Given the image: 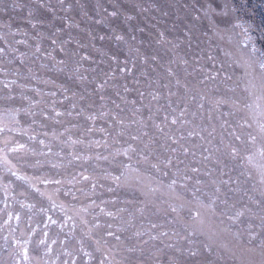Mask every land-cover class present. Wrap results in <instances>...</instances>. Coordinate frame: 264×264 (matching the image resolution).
<instances>
[{
  "label": "rangeland",
  "instance_id": "1",
  "mask_svg": "<svg viewBox=\"0 0 264 264\" xmlns=\"http://www.w3.org/2000/svg\"><path fill=\"white\" fill-rule=\"evenodd\" d=\"M69 5L64 0L62 11L59 0H0V47L9 53L0 58V264H96L102 255L108 264H156V257L164 264L175 252L164 245L186 251L190 240L184 237L192 229L197 241L191 246L199 247L200 255L196 261L177 256L176 264H264L259 130L264 117L257 107L264 100L258 88L247 96L235 88L264 52L258 42L264 40V0H71ZM98 5L109 12L118 5L134 19L96 23ZM69 15L79 46L67 43ZM53 38L65 42V51L60 43L51 44ZM85 55L91 60L82 59ZM125 64L129 71L117 70ZM237 97L251 109H232L230 101ZM113 100L125 109L119 113L123 129L114 122ZM181 107L187 108L188 122L170 123ZM69 111L71 116L64 115ZM165 115V135H183L180 145L189 150L173 154L174 161L176 156L183 161L179 170L157 165L156 157L163 162L169 148L180 147L164 142L157 131ZM152 137L160 141L152 159L120 154L129 144L138 149L153 143ZM97 140L105 147L96 146ZM97 153L108 159H96ZM237 212L238 219H228ZM109 226L119 241L107 235ZM149 234L159 239L144 244Z\"/></svg>",
  "mask_w": 264,
  "mask_h": 264
},
{
  "label": "snow or ice",
  "instance_id": "2",
  "mask_svg": "<svg viewBox=\"0 0 264 264\" xmlns=\"http://www.w3.org/2000/svg\"><path fill=\"white\" fill-rule=\"evenodd\" d=\"M60 2V6H61V10L63 11L64 8H63V5H64V0H59ZM42 7H44L45 10L48 9V5L46 3H44L43 5H41ZM71 7V0H70V5ZM40 6H38L39 8ZM98 7L100 8V12L97 13L98 16L101 17L100 20H95L94 21L96 23H103L105 20H109V19H117V18H120L121 16L124 17V20L126 22H130L131 20L134 19V16L129 14V15H125V13L123 11H121L120 7L117 5L113 8V10L111 12L108 11V9L106 8H103L102 5H98ZM195 7V6H193ZM80 11L83 13L84 17L85 18H88L89 17V14L87 11H84V6L83 5H80ZM197 13H199V9L196 10ZM64 24H65V27L68 29V39H67V43L68 44H72L73 46H79V41H77L75 39V37L72 36L71 34V29L73 28L74 26V19L71 15H69L67 17V19L64 21ZM64 29H56L55 31L56 32H62ZM140 31H143V29H139ZM113 33H115V29H112ZM136 31V29L133 30V33ZM25 35H27L25 33ZM55 35V33H54ZM89 35L91 36L92 39H96V37L94 35H92L91 33H89ZM37 38L39 39V34L37 36ZM114 38L117 40V41H122L124 40V37L121 36V35H114ZM100 40H104L105 39V36H100L99 37ZM136 39L135 35H131L129 36V40L134 42ZM260 44H261V48H264V40H260L258 41ZM19 43H25V41H20ZM57 43H60L61 44V48H60V51H65V48H64V41H58L57 39L53 38L51 39V44L52 45H56ZM9 47L11 48V46L9 45ZM131 47H129V51H131ZM13 51H15V49H13ZM41 49L39 47L36 48V52H40ZM259 51V50H257ZM9 55L8 52L5 51V49L3 47H0V58L4 57V56H7ZM21 56L23 57L24 54L21 53ZM82 59H88V60H91V57L85 55L84 57H82ZM112 60L116 61L117 64L119 63L118 61V58L116 55H113L111 57ZM77 64H79V61H77ZM117 70L119 71H122V72H127L129 71V69L127 68V64H125V66L123 68H117ZM102 71V69H101ZM114 74V73H113ZM258 74V75H257ZM110 75L109 72H105L104 73V76L105 77H108ZM211 78V77H209ZM81 79H83V77L81 76ZM227 79L229 81L232 80V77L229 76L227 77ZM257 79L259 80V84L257 85L256 81ZM108 83V80L105 79L103 80L99 87L100 88H103L105 86V84ZM242 83H243V87H242ZM5 87H7V85H5ZM166 87V85H165ZM177 87L179 88V80H177ZM185 87H187V85H185ZM235 88L236 89H239L240 92L242 94H244L245 96H247L250 92L254 93V91L258 88L259 90V93H260V99L261 100H264V52H262L258 57H257V61H255L253 63V65H249L247 68H245V71H244V77L242 78V80H237L235 81ZM125 92L127 91V87H125ZM139 95L141 97H143L145 95V93L143 92H140ZM171 91L169 90V93H168V96L166 99H168L169 103L166 105V107L168 108H171L172 107V103L171 102ZM117 96L119 97V93H117ZM83 99V98H81ZM100 99L103 101L104 100V97L101 96ZM153 99H155V95H153ZM192 99L193 101L196 100V95L193 94L192 96ZM206 99V97H205ZM238 101V102H237ZM111 103L113 105H115V107L118 109V112H117V115L116 117L114 118V122L118 121L119 122V126L121 127V129L124 128V120L122 117H120L119 113L120 112H123L125 111V109H122L120 108L119 105H116L115 104V101H111ZM217 103H220L219 101ZM231 103V107L232 109H237L239 111H243V109L247 108V109H251V105L247 104V102L243 99H240L239 97L236 98V100H233V101H230ZM201 107H203V104H201ZM257 107H259L261 109V115L262 117H264V105H257ZM30 111V109H29ZM187 111V108L186 107H181L180 108V117L178 118H174L172 121H170V123L172 124H176V123H180V122H184V123H187L188 121H186L184 119V116H185V113ZM33 116L36 115V113H31ZM41 115H44L45 113L42 111L40 113ZM79 114V113H78ZM198 114V113H197ZM230 115H232V111L230 110ZM57 116H60L61 114L60 113H56ZM64 115H67V116H71L72 115V112L69 111V112H66L64 113ZM89 119H93L92 116H89ZM164 122H169L168 121V116L165 115L164 118H163V121L161 123V125H156V128H157V131L160 133V137L162 138V140L164 142H167L169 140L172 141V143L174 145H180V140L183 138V135H181V137H176L175 134H172V135H165V128L163 126ZM133 123H137L135 120H133ZM248 127H251V125L249 124ZM259 130L261 133H264V122H260L259 123ZM0 131H2V129H0ZM87 132H91L92 129L91 128H88L86 129ZM107 131V130H105ZM108 136H111V132H108L107 133ZM194 133L193 132H189L188 135L189 136H192ZM145 137L148 135V133H144L143 134ZM130 138L132 140H140L141 139V136L139 134H137L136 136H131L130 134ZM253 140L255 139V137H251ZM153 143H150V144H147V145H144L142 148H138V149H134L132 147L131 144H129V146L127 148H122L120 151V154H123L124 156H126L128 158V160H131L133 158L134 155H137L139 153V155H143L144 159L145 160H150L153 158L152 156V149L156 146V143L160 142L157 137H152L151 138ZM237 140L240 139L239 136L236 137ZM80 141H72V143H79ZM41 144L44 143V141H40ZM96 146H99L101 148L105 147V144L106 142L104 141H101V140H97L94 142ZM5 147H7V144H5ZM21 147H23L21 145ZM89 149H91L93 147V144L92 143H89L88 145ZM15 149H13L14 151ZM4 149L3 148H0V152H3ZM178 151H183L185 155H187L189 153V150L184 148L183 145H180L179 148H175V147H171L169 148V155L165 158V160L163 162L159 161V158L156 157L157 159V165L158 166H162V168H166V167H169V166H175L177 168V170H179V164H182L183 161L179 160V156H176V160L174 161L172 156L173 154L177 153ZM131 153V155H130ZM109 155H111V153H109ZM77 160H79L81 157L80 156H76L75 157ZM91 157H89L90 159ZM6 159V157H5ZM96 159L100 160V159H103V160H107L108 159V156H104L103 153H97V156H96ZM251 159V158H249ZM177 161L179 163H177ZM128 167H131V165H129ZM198 171V169L196 170ZM81 175L83 176V174L81 173ZM84 179H87V177H83ZM185 178L187 179V174H185ZM116 182H120L121 180V177L120 176H115L113 178ZM52 183H56V184H59L60 181L59 180H53L51 181ZM176 183L175 180L172 181V184L174 185ZM261 183H264V171H262L261 173ZM95 187V186H93ZM231 190V189H230ZM197 191H199L197 189ZM217 199H219V197H217ZM227 201H228V197L225 196L224 197V203H225V206H227ZM215 204V201H212L210 202V204L208 205L209 207H212L213 205ZM173 211H175V209H173ZM109 216H113L114 214L109 212L108 213ZM197 215H199V213H197ZM242 215V213L240 212H237L235 214V216H228V219H238L240 216ZM262 225H264V218H262ZM155 227V226H154ZM191 227V226H190ZM187 231V229H186ZM107 235L109 237H113L114 239H116L117 241H119L122 237L120 235H117L116 232L110 230V226H109V231L107 232ZM139 235V234H137ZM161 236H167L168 233H160ZM159 237H156V236H152L151 234L148 235V240H144L143 243L144 244H148L149 241H155V240H158ZM185 240H190V246L187 248V250L185 251V249L183 248H178L176 249L175 248V245H172V244H166L164 245V248H174L175 249V252L173 253V255L171 257H167L165 256L164 257V264H176V261H177V256H180V257H183L185 254L189 257L190 260L192 261H196L197 258L199 257L200 255V251H199V247H194V246H191V245H195L196 244V241H197V233H196V230L195 229H192L191 233H190V236H185L184 237ZM43 243V241H42ZM161 243H163V241H161ZM204 248L206 249V251L208 253H212L213 252V249L211 247V245H204ZM111 250H109V253H110ZM157 251H163V249H157ZM28 249L27 248H24L23 249V258L24 259H27L28 258ZM86 256L89 257V259H93L92 257V254L91 253H85ZM108 257L106 256H101V258H99L97 261H96V264H108ZM156 260V264H161V258L160 257H156L155 258ZM65 264H68L67 261H65ZM72 264H75V261L73 260L72 261Z\"/></svg>",
  "mask_w": 264,
  "mask_h": 264
}]
</instances>
